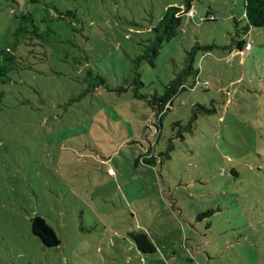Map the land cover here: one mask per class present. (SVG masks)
<instances>
[{
	"label": "rangeland",
	"instance_id": "374dc122",
	"mask_svg": "<svg viewBox=\"0 0 264 264\" xmlns=\"http://www.w3.org/2000/svg\"><path fill=\"white\" fill-rule=\"evenodd\" d=\"M183 2L0 0V51L17 41L20 64L0 86V264H264V29L244 34V0H193L153 65L135 63ZM25 14L45 39L13 37ZM188 54L207 89L159 118L150 102Z\"/></svg>",
	"mask_w": 264,
	"mask_h": 264
},
{
	"label": "trees",
	"instance_id": "16d2710c",
	"mask_svg": "<svg viewBox=\"0 0 264 264\" xmlns=\"http://www.w3.org/2000/svg\"><path fill=\"white\" fill-rule=\"evenodd\" d=\"M193 0H184L183 5L179 7L169 6L165 10L164 16L158 21L157 25L151 28L152 37L148 40L145 50L142 55L135 59V63L145 61L153 65L154 60L159 56L160 50L164 43H168L173 39L181 26L182 16L187 15L191 11V3ZM244 19L246 27L244 34H247L251 28L264 29V0H244ZM214 18L206 16L203 21H213ZM19 27L13 33V37L20 39L26 45L30 44L27 41L33 39H45V35L39 31L35 26L34 20L30 14L21 15L19 17ZM19 37V38H18ZM246 41L242 39L237 43L236 50L241 53ZM17 41L13 46H9L0 51V86L6 84L10 80V75L20 69L19 58L15 54ZM183 62V70L175 75V78L164 87L162 96L154 98L150 102L154 113L159 118L167 112L174 101V98L182 91H193L196 87H201L206 91L207 87H203L198 78V72L192 67V55L188 54ZM188 76L193 77L191 85L184 84ZM88 79L95 80V84L91 83L92 88L101 87L104 84V78L94 76L92 71L88 72ZM135 84H140L138 75L133 81ZM5 107V93L0 89V113ZM202 110L201 106H197ZM204 113H209L208 110L203 109ZM31 232L38 238L44 247L55 248L59 246V240L54 231L41 218L35 217L31 222ZM134 242L135 250L142 256L150 255L156 252L154 244L144 232L133 233L130 235Z\"/></svg>",
	"mask_w": 264,
	"mask_h": 264
},
{
	"label": "built area",
	"instance_id": "2783aa9c",
	"mask_svg": "<svg viewBox=\"0 0 264 264\" xmlns=\"http://www.w3.org/2000/svg\"><path fill=\"white\" fill-rule=\"evenodd\" d=\"M187 16L192 17L193 16L192 11H189L187 13ZM250 50H251V45L247 43V44H245L242 52H249ZM201 85L206 88L208 84L207 83H201Z\"/></svg>",
	"mask_w": 264,
	"mask_h": 264
}]
</instances>
